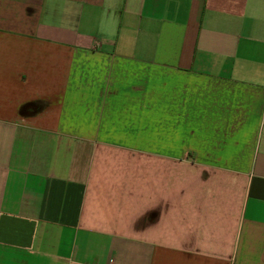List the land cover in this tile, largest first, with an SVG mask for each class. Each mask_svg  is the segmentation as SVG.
Returning <instances> with one entry per match:
<instances>
[{"label":"crops","instance_id":"1","mask_svg":"<svg viewBox=\"0 0 264 264\" xmlns=\"http://www.w3.org/2000/svg\"><path fill=\"white\" fill-rule=\"evenodd\" d=\"M0 264H264V0H0Z\"/></svg>","mask_w":264,"mask_h":264}]
</instances>
